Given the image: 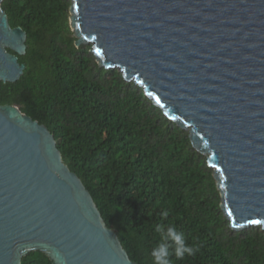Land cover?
<instances>
[{
    "label": "water",
    "instance_id": "1",
    "mask_svg": "<svg viewBox=\"0 0 264 264\" xmlns=\"http://www.w3.org/2000/svg\"><path fill=\"white\" fill-rule=\"evenodd\" d=\"M0 0V82L25 71L27 33ZM91 45L207 156L231 228L264 229V0H71ZM259 221L260 223H256ZM137 264L47 126L0 105V264Z\"/></svg>",
    "mask_w": 264,
    "mask_h": 264
},
{
    "label": "trees",
    "instance_id": "2",
    "mask_svg": "<svg viewBox=\"0 0 264 264\" xmlns=\"http://www.w3.org/2000/svg\"><path fill=\"white\" fill-rule=\"evenodd\" d=\"M71 0H3L12 28L27 33L26 68L0 82V105L48 127L64 163L91 193L132 261L153 264L157 225H175L195 255L172 264H264V229L236 231L221 207L207 156L143 88L75 46ZM167 212V216L164 213ZM22 264H53L31 252Z\"/></svg>",
    "mask_w": 264,
    "mask_h": 264
},
{
    "label": "clouds",
    "instance_id": "3",
    "mask_svg": "<svg viewBox=\"0 0 264 264\" xmlns=\"http://www.w3.org/2000/svg\"><path fill=\"white\" fill-rule=\"evenodd\" d=\"M167 215L165 212L164 216ZM155 231L161 236L160 242L151 251L153 264H172L170 257L173 254L180 260L185 255L193 256L198 251L197 248L187 243L185 235L178 231L175 225L170 224L166 228L157 225Z\"/></svg>",
    "mask_w": 264,
    "mask_h": 264
},
{
    "label": "rangeland",
    "instance_id": "4",
    "mask_svg": "<svg viewBox=\"0 0 264 264\" xmlns=\"http://www.w3.org/2000/svg\"><path fill=\"white\" fill-rule=\"evenodd\" d=\"M70 17H71V14H70ZM71 30H72V32H73V34H74V36H75V33H74V29L71 27Z\"/></svg>",
    "mask_w": 264,
    "mask_h": 264
},
{
    "label": "snow or ice",
    "instance_id": "5",
    "mask_svg": "<svg viewBox=\"0 0 264 264\" xmlns=\"http://www.w3.org/2000/svg\"><path fill=\"white\" fill-rule=\"evenodd\" d=\"M256 223H260L259 221H257Z\"/></svg>",
    "mask_w": 264,
    "mask_h": 264
}]
</instances>
